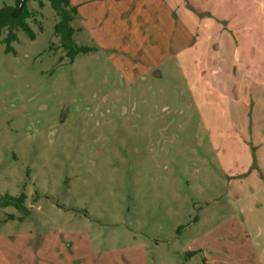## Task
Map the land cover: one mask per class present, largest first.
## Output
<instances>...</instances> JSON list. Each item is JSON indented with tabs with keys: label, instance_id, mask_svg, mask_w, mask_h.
Returning <instances> with one entry per match:
<instances>
[{
	"label": "rangeland",
	"instance_id": "obj_1",
	"mask_svg": "<svg viewBox=\"0 0 264 264\" xmlns=\"http://www.w3.org/2000/svg\"><path fill=\"white\" fill-rule=\"evenodd\" d=\"M71 3L0 35V264H264V0Z\"/></svg>",
	"mask_w": 264,
	"mask_h": 264
},
{
	"label": "trees",
	"instance_id": "obj_2",
	"mask_svg": "<svg viewBox=\"0 0 264 264\" xmlns=\"http://www.w3.org/2000/svg\"><path fill=\"white\" fill-rule=\"evenodd\" d=\"M21 0H15L14 5H4L0 8V35L6 30V35L2 39L4 51L6 53H14L12 43L17 41L16 32L22 30L29 38H34L27 20L31 16V12L27 8V0H23L19 9ZM39 8L44 6L47 1L54 11L58 21L53 27L54 34L58 37L61 48L66 52V56L72 62L76 55L85 54L91 49L85 46H79L75 43L73 36L75 28L72 26L76 18V7L72 5L71 0H33ZM26 195L21 193L17 197L2 196L0 197V209L5 207H14L23 215L28 214V210L24 203ZM192 254V253H190Z\"/></svg>",
	"mask_w": 264,
	"mask_h": 264
},
{
	"label": "water",
	"instance_id": "obj_3",
	"mask_svg": "<svg viewBox=\"0 0 264 264\" xmlns=\"http://www.w3.org/2000/svg\"><path fill=\"white\" fill-rule=\"evenodd\" d=\"M23 0L20 1L19 9L21 8Z\"/></svg>",
	"mask_w": 264,
	"mask_h": 264
}]
</instances>
